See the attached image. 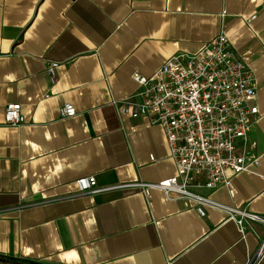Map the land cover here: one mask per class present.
Masks as SVG:
<instances>
[{
    "label": "crops",
    "instance_id": "crops-1",
    "mask_svg": "<svg viewBox=\"0 0 264 264\" xmlns=\"http://www.w3.org/2000/svg\"><path fill=\"white\" fill-rule=\"evenodd\" d=\"M220 33L255 80L248 144L260 165L228 173L231 191L200 193L264 216V0H0V257L39 264L254 260L259 225L241 233L222 211L200 217L161 191L79 194L76 186L88 177L106 188L175 176L163 130L119 116L117 105L137 93L135 75L150 78L170 57L195 54ZM53 62L54 81L47 74ZM11 104L21 107L18 127L4 123ZM64 104L74 117H59ZM253 263L264 264V253Z\"/></svg>",
    "mask_w": 264,
    "mask_h": 264
},
{
    "label": "built area",
    "instance_id": "built-area-1",
    "mask_svg": "<svg viewBox=\"0 0 264 264\" xmlns=\"http://www.w3.org/2000/svg\"><path fill=\"white\" fill-rule=\"evenodd\" d=\"M57 68L58 63L53 62L47 69L52 81ZM134 81L138 91L117 105L118 115L163 130L175 176L157 184L134 182L106 188L97 187L94 177L82 178L76 181L79 194L135 189L148 197L156 190L168 199L190 203L200 217L205 216L207 209L222 211L241 233L247 226L259 225L263 228L261 242L254 260L247 263L254 264L264 253V216L221 205L200 193L218 187L231 191L228 173L236 176L260 165L248 144V134L257 116V108L252 104L255 80L251 70L220 33L197 53L176 54L150 78L135 75ZM75 115L71 104L59 109L61 119ZM23 122L20 105L5 108L6 125L18 127Z\"/></svg>",
    "mask_w": 264,
    "mask_h": 264
},
{
    "label": "trees",
    "instance_id": "trees-1",
    "mask_svg": "<svg viewBox=\"0 0 264 264\" xmlns=\"http://www.w3.org/2000/svg\"><path fill=\"white\" fill-rule=\"evenodd\" d=\"M0 261H4V262H7V263H13V264H17L19 263L18 261L16 260H12V259H3L2 257H0ZM19 264H39V263H34V262H31V261H20Z\"/></svg>",
    "mask_w": 264,
    "mask_h": 264
}]
</instances>
